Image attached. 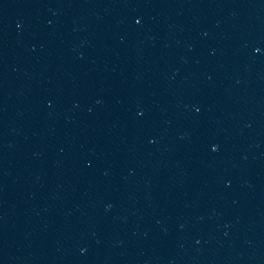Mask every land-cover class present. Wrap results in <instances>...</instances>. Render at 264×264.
<instances>
[{
	"label": "water",
	"instance_id": "water-1",
	"mask_svg": "<svg viewBox=\"0 0 264 264\" xmlns=\"http://www.w3.org/2000/svg\"><path fill=\"white\" fill-rule=\"evenodd\" d=\"M0 264H264V0H0Z\"/></svg>",
	"mask_w": 264,
	"mask_h": 264
}]
</instances>
